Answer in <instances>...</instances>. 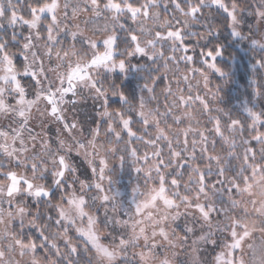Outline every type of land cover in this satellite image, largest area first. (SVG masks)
<instances>
[{
	"label": "snow or ice",
	"instance_id": "1",
	"mask_svg": "<svg viewBox=\"0 0 264 264\" xmlns=\"http://www.w3.org/2000/svg\"><path fill=\"white\" fill-rule=\"evenodd\" d=\"M205 8L234 37L245 11L264 25V0H0V264H264V111L233 118L211 105L208 72L179 67L195 63L185 32ZM249 38L264 72V32ZM219 55L217 44L200 62L225 77ZM116 72L142 78L138 96L109 79ZM197 73L207 95L191 94ZM84 90L100 119L77 135L65 109ZM109 161L136 173L127 205Z\"/></svg>",
	"mask_w": 264,
	"mask_h": 264
},
{
	"label": "rangeland",
	"instance_id": "2",
	"mask_svg": "<svg viewBox=\"0 0 264 264\" xmlns=\"http://www.w3.org/2000/svg\"><path fill=\"white\" fill-rule=\"evenodd\" d=\"M241 4L244 3V0L239 1ZM247 2L251 5L252 4V0H247ZM231 3H229L230 5ZM161 16H160V20L163 21L166 17H165V13L163 12V4H161V8L159 9ZM179 13L174 12L172 10H170L167 13V17L170 18L172 16H178ZM28 18V17H26ZM216 19L215 16H213L210 11H208L204 17V20H206V22H213ZM99 23L101 25H103L104 20L103 18L100 19ZM128 24H131V21H127ZM173 23L175 24V21H173ZM149 27H153L152 22L149 21L148 23ZM178 27L181 25H177ZM134 28H136L137 30H139L140 28V24L137 23L135 25H133ZM198 27L196 22H193L189 25L188 29L185 32V43L188 45V39L190 38L187 35V32H195L196 33V28ZM27 28L24 29L25 34H27ZM240 31L242 33L241 36L239 37H234L231 33V29L228 27V34L230 35L231 39L235 42V47L242 53V54H246L248 53L249 50H254L257 52H260V49L257 46H254L251 43V39L249 38L251 33H257V35L260 32H264V25H258L256 22V18L254 16H251L247 11H245L242 15V20H241V24H240ZM215 34V31L214 33ZM121 35H123V33H121ZM205 34L200 35V37L198 38L199 42L201 44H205L212 36L207 37V39L202 38ZM196 36V35H195ZM195 36H191L192 38ZM196 39V38H195ZM171 42H169L170 44ZM188 49L190 50V46L188 45ZM188 50V55H192L190 54V51ZM170 51V48H169ZM253 53H251L252 55ZM219 56L216 57V59H218ZM201 59H198L199 64L201 65V67H197L193 64H186V62L181 61L180 62V70L181 73H187L190 77L192 76V73L187 72L188 69L191 68H201L203 71L208 72L209 74V82H210V78L211 76L215 75L218 76L220 78H226L225 77H221L218 73H216L214 70L210 71L206 68V66L201 64ZM209 61L211 62V58H208ZM133 63H137L136 60H133ZM256 65H254L255 67ZM22 71V68L20 69ZM171 76V73L169 74ZM114 76H119L124 80V83H127L134 91H135V96L139 95L140 92V85L142 84V78L140 76H138L136 73H129L127 76H123L122 74L116 72L113 74H110L109 79L111 80ZM200 80V76L199 74H195V78L191 80L192 83V95H196L197 92H199L200 95H207V90H205L203 88V81L201 80L200 84L197 85L196 81ZM167 83V82H165ZM252 83V82H250ZM173 91H176V85L175 83H173L171 85ZM181 88H183L184 90V95L187 96L188 95V89L187 86L185 84H182L180 86ZM209 88L212 89L211 87V82L209 83ZM213 90V89H212ZM161 91V88L158 86L157 87V95H159ZM219 93V92H218ZM29 98H34V97H29ZM68 99H71V97H68ZM112 102H114L115 100H118V98L116 97H112ZM169 99H171V97H169ZM208 99L211 103V105L223 108L226 112H228L229 114H231L233 116V118H239V119H245V120H249L248 123H250V119L247 117V113L244 111V109L246 107H250L253 108V102H248L247 99H244L240 93L239 90L233 91L232 94L230 95V97L228 99H225L223 96H220V93L217 96L216 100H211L210 95H208ZM160 104L163 105L164 104V99L161 96L160 97ZM152 107H156V103L153 102ZM94 107H96L95 102L93 101V99L90 98L89 94L87 93V90H84L82 97L80 98V103L77 107V109L73 110L71 105H68L65 109L66 113H67V117L69 119V121H79L80 123H78V130H77V135H79V128L81 127V124L87 125V124H91L93 122L94 119L98 120L100 119L99 116H97L96 111H94ZM196 108V105H193L192 109H188V110H193V114L196 115V112L194 111V109ZM163 110V108L161 109ZM41 111H43V105L40 104L38 106H34L32 109V113L34 117H39ZM177 115H179V113H176ZM199 119L203 120L202 117H198ZM189 126V122L187 120V118H185V122L182 125H179L180 128H184V127H188ZM192 127H197L195 121L192 122L191 124ZM200 127H203L204 124L202 123L201 125H199ZM175 125L173 126V129L175 130ZM207 127H211V125H207ZM198 138V137H197ZM192 137L189 136V140H191ZM211 139V137H210ZM71 142V141H69ZM219 147V145H218ZM143 151V149L141 150ZM242 151V150H241ZM77 163H79L81 165V171H83L84 168H87V162L83 159V157H76L75 156V152L73 151L71 154ZM197 155H199V152H197ZM110 164H112V169L114 172V177H115V184L113 185V191H115L116 193H118V200L123 204V205H127L130 203L131 201V189L132 186L135 183H138L137 180V176L136 173L133 171L132 167H131V162L128 161L126 162L123 166L119 163L113 162V161H109ZM204 163H207L206 161ZM89 171V175H91V169H88ZM83 178V177H82ZM40 181H38L39 183ZM142 183V182H141ZM79 185L77 184V189H78ZM108 185L105 184V188L107 189ZM101 212H103V209H101ZM71 235H75L74 232L70 233ZM200 233H197V235H199ZM203 247V245L201 246Z\"/></svg>",
	"mask_w": 264,
	"mask_h": 264
},
{
	"label": "trees",
	"instance_id": "3",
	"mask_svg": "<svg viewBox=\"0 0 264 264\" xmlns=\"http://www.w3.org/2000/svg\"><path fill=\"white\" fill-rule=\"evenodd\" d=\"M238 0V3H240ZM225 3L229 4L232 0H224ZM210 13L216 17V19L209 23L204 20L206 13ZM203 15L200 16L197 21L198 27L196 28L197 35L188 39V45L190 46V54L194 56L195 63L193 65L201 67L198 62L201 51H208L209 49L214 50L215 45L221 46V55L216 59V63L226 73V78H220L218 76H211L210 82L213 90H217L220 96L228 99L233 91L239 90L242 97L247 99L248 102H253V109L256 111H264V95H260L255 91L254 81L256 86H259L261 82H264V72L260 71L256 65V59L260 58L261 53L249 50L248 53L242 54L234 45L235 42L231 39L228 34V26L225 16L217 9L203 10ZM206 24H210L215 28V34L205 43L201 44L198 40L200 35L206 34L208 29L205 27ZM196 38V39H195ZM16 51V49H12ZM251 53H253L251 55ZM112 79L121 87V89L129 96H135V91L119 76H114ZM252 82V83H250ZM118 100L113 102V107L117 106ZM249 120H247L248 122ZM264 131V128L261 129ZM199 163V161H197ZM216 177H212L215 179ZM184 179H187V173ZM53 203H56L54 200Z\"/></svg>",
	"mask_w": 264,
	"mask_h": 264
}]
</instances>
